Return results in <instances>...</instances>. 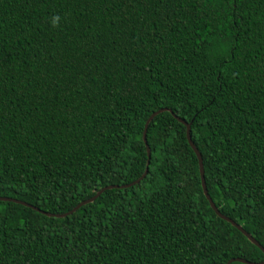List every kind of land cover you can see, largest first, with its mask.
<instances>
[{
  "label": "trees",
  "instance_id": "obj_1",
  "mask_svg": "<svg viewBox=\"0 0 264 264\" xmlns=\"http://www.w3.org/2000/svg\"><path fill=\"white\" fill-rule=\"evenodd\" d=\"M162 109L264 248V0H0V264L263 262Z\"/></svg>",
  "mask_w": 264,
  "mask_h": 264
},
{
  "label": "water",
  "instance_id": "obj_2",
  "mask_svg": "<svg viewBox=\"0 0 264 264\" xmlns=\"http://www.w3.org/2000/svg\"><path fill=\"white\" fill-rule=\"evenodd\" d=\"M170 112L173 117L178 121L180 122L182 125L185 126L186 128V139H187V142H188V145L190 146V148L192 149V151L194 152L196 158H197V162H198V170H199V177H200V183H201V188H202V193L205 197V199L207 200V202L209 203V206L210 208L214 211V213L220 217L221 219L225 220V221H228L231 225H233L236 229H238L253 245H255L258 249L261 250V252L263 253L264 255V248L261 247L248 233H246L242 228L241 226L237 225L235 222L231 221L230 219L222 216L218 209L215 207V205L213 204L211 198L209 197L208 195V192H207V188H206V185H205V179H204V169H203V164H202V158H201V154L199 153V151L197 150V148L195 147V145L193 144L192 140H191V136H190V124L187 123L186 121L180 119L179 117L175 116L172 111L170 109H162V110H159L157 112H154L153 114L150 115V117L146 120L145 122V125H144V129H143V133H142V141L145 145V148H146V154H147V161H146V167H145V170L143 172V174L139 177V179L135 180L133 183L129 184V185H123L121 186L120 188H128L129 186H132L136 183H138L141 179H143L146 174H147V171H148V165H149V159H150V148L147 144V137H146V132H147V127H148V124L150 123V121L152 120V118L157 115L158 113L160 112ZM112 188H117V186H108V187H104L103 189H101L100 191H98L93 197L81 202L79 205H77L75 208H73L69 213L67 214H71L73 212H75L78 208H80L81 206L83 205H86L88 203H92L100 194L101 192H103L105 189H112ZM0 201H5V202H14V203H17V204H21L25 207H30V208H33L34 210L36 211H39L37 209H35L34 207L24 203V202H21V201H18V200H15V199H12V198H5V197H0ZM40 213H43L44 215L46 216H52V217H56V218H62V217H65L67 214H63V215H52V214H48V213H45V212H40ZM234 261H237V262H241V263H245V264H253V263H249V262H246L242 259H231L230 261H228L227 264H230L231 262H234ZM259 264H264V261L259 263Z\"/></svg>",
  "mask_w": 264,
  "mask_h": 264
},
{
  "label": "clouds",
  "instance_id": "obj_3",
  "mask_svg": "<svg viewBox=\"0 0 264 264\" xmlns=\"http://www.w3.org/2000/svg\"><path fill=\"white\" fill-rule=\"evenodd\" d=\"M60 21H61V17L58 15L51 17V20H50L53 27H59Z\"/></svg>",
  "mask_w": 264,
  "mask_h": 264
}]
</instances>
